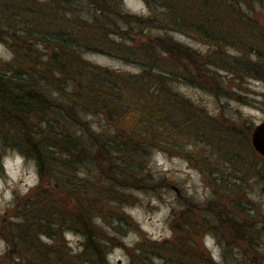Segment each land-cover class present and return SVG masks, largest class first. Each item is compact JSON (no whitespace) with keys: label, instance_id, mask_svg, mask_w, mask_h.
Masks as SVG:
<instances>
[{"label":"trees","instance_id":"1","mask_svg":"<svg viewBox=\"0 0 264 264\" xmlns=\"http://www.w3.org/2000/svg\"><path fill=\"white\" fill-rule=\"evenodd\" d=\"M142 1L147 15L127 13L122 0H0V43L12 53L11 60L0 59V146L14 147L33 160L39 177L29 195L22 202L15 201L12 219L16 221L11 222L10 217L0 220V239L6 245L0 264H109L110 240L114 238L105 225L121 235L120 227L127 224L120 206L124 197L117 192L127 182H135V173L144 170L143 155L147 142L155 140L156 125L158 130L172 133L195 122L192 110H187L191 102L179 107L184 114L179 116L181 120L175 115L171 122L176 107L164 100L156 108L155 99L171 95L176 101L181 95L177 84L217 96L224 91L236 96L234 88L226 90L227 82L219 70L236 80L264 82V45L224 51L217 39V20L212 18L220 0H174L179 6L171 0ZM228 3L240 26L243 18L249 20L248 11L257 7L264 12V0ZM188 11L192 14H186ZM207 13V19L201 16ZM125 26L138 29L147 38V44L131 42L122 51L115 49L136 63L138 73L111 71L84 58L86 53L104 49L110 35H117ZM152 28L164 34L150 38ZM259 29L264 37V26ZM168 31L192 32L209 45L208 50L185 45ZM88 115L100 117L104 124L94 131ZM97 183L105 186L101 192ZM111 203L118 205L110 211L105 205ZM41 213L45 215L39 216ZM216 221L234 238L242 235L252 245L253 236L244 230L252 231L251 225L228 211L218 214ZM205 225L193 222L187 231L194 235ZM208 225L214 222L208 220ZM62 231L81 237V251L72 260L62 251L70 250L65 240L56 237ZM151 244L155 256L141 251L130 264H155L156 259L161 264H181V259L219 264L196 239L180 245L175 257L160 246L165 244ZM259 244L256 240L254 251ZM228 257L222 254L220 264H231ZM256 263H264V259Z\"/></svg>","mask_w":264,"mask_h":264},{"label":"rangeland","instance_id":"2","mask_svg":"<svg viewBox=\"0 0 264 264\" xmlns=\"http://www.w3.org/2000/svg\"><path fill=\"white\" fill-rule=\"evenodd\" d=\"M122 2L129 14H148L142 0ZM171 2L179 6L174 0ZM215 6L218 12H215L216 17L212 19L217 20L218 28L215 31L219 32L217 39L222 41L224 51H229L231 47L250 49L256 43L264 45L263 33L259 32L260 26H264L263 10L257 7L254 11L247 10L249 20L243 18L240 26L238 19L230 12L231 4L228 0H220ZM186 14L192 13L188 11ZM208 14L201 16L207 19ZM152 29L150 38L164 34V31ZM166 33L194 49L208 50L209 45L192 32ZM146 40L138 29L125 26L117 35H110L104 49L86 53L84 58L91 64L111 71L136 74V63L115 49L122 51L131 42L147 44ZM140 55L146 56L142 52ZM0 59H12L11 51L2 43ZM165 64L168 65V62L165 61ZM218 72L227 82L226 90L232 92L229 89L234 88L236 96L225 91L217 96L206 90L177 84V92L181 95L176 97V101L171 95L155 99L156 108L164 100L171 107H176V112L171 114V122L176 119L175 115L178 118L184 116L179 107H185L188 101L191 102L187 110H192L195 122L186 127L187 123L180 126L181 122L175 121V125L180 127L172 133H164L162 129L159 131V125H156L155 140L147 142L149 147L146 146L147 152L143 155L144 170L135 173L138 177L135 182H127L117 192L124 197L120 206L127 216V224L120 227L121 235H117L110 225H105L107 232L114 238V241L110 240L109 264H130L132 258H137L141 251L155 256L156 248L152 242L165 244L160 246L167 249L164 250L166 254L175 257L180 250L179 246L189 243L191 239H196L215 263H221L222 254L229 256L231 264H259L256 262L264 259V159L251 145V130L264 122V82L254 79L236 80L233 75L222 70ZM87 119L94 131L98 125L104 124L100 117L94 115H88ZM38 183L34 161L23 157L14 147L1 145L0 220L2 217H10L11 222L16 221L12 219V212L18 204H14L15 201L22 202ZM97 186L100 192L105 188L99 183ZM117 205L111 203L105 206L111 211ZM224 211L230 212L238 221L251 225L248 227H252V231L248 228L244 230L247 235L253 236L252 245L242 235L239 239L234 238L231 231L216 221V216ZM43 215L41 213L39 216ZM108 219H112V216H108ZM208 220L214 222V225L209 226ZM193 222H204L206 225L198 228L193 235L187 231ZM55 234L58 240L63 238L67 243L69 253L65 249L62 251L72 260L81 251V237L73 231ZM41 240L48 242L47 239ZM256 240L260 243L258 251L252 247ZM198 249L196 246L195 250ZM5 250L6 245L0 239V258ZM180 262L192 264L190 259L188 262L181 259ZM172 263H177V260ZM155 264H161V261L156 259Z\"/></svg>","mask_w":264,"mask_h":264},{"label":"water","instance_id":"3","mask_svg":"<svg viewBox=\"0 0 264 264\" xmlns=\"http://www.w3.org/2000/svg\"><path fill=\"white\" fill-rule=\"evenodd\" d=\"M251 143L253 149L264 159V122L254 127Z\"/></svg>","mask_w":264,"mask_h":264}]
</instances>
